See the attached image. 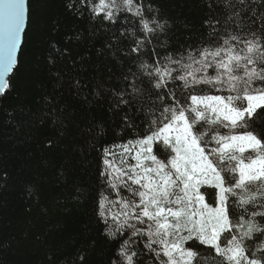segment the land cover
<instances>
[{"label":"snow or ice","instance_id":"obj_1","mask_svg":"<svg viewBox=\"0 0 264 264\" xmlns=\"http://www.w3.org/2000/svg\"><path fill=\"white\" fill-rule=\"evenodd\" d=\"M217 3L223 24L210 15L207 39L181 51L161 41L169 22L151 0L68 5L127 25L120 35L133 41L118 49L133 67L107 89L117 135H131L100 150L95 214L116 245L109 264H264V0ZM28 18V0H0V96Z\"/></svg>","mask_w":264,"mask_h":264},{"label":"trees","instance_id":"obj_2","mask_svg":"<svg viewBox=\"0 0 264 264\" xmlns=\"http://www.w3.org/2000/svg\"><path fill=\"white\" fill-rule=\"evenodd\" d=\"M151 2L169 22L167 51L206 40L210 15L223 24L217 0ZM70 3L28 0L18 67L0 96V264H80L81 251L84 264H109L116 247L95 214L98 173L100 150L131 135H117L122 113L111 110L107 89L118 90L133 67L118 50L133 41L120 35L127 25L93 21Z\"/></svg>","mask_w":264,"mask_h":264},{"label":"rangeland","instance_id":"obj_3","mask_svg":"<svg viewBox=\"0 0 264 264\" xmlns=\"http://www.w3.org/2000/svg\"><path fill=\"white\" fill-rule=\"evenodd\" d=\"M117 159H119V157H117ZM124 195H128V193L127 192H125V193H123ZM112 199H115V196L113 195L112 197H111Z\"/></svg>","mask_w":264,"mask_h":264},{"label":"water","instance_id":"obj_4","mask_svg":"<svg viewBox=\"0 0 264 264\" xmlns=\"http://www.w3.org/2000/svg\"><path fill=\"white\" fill-rule=\"evenodd\" d=\"M22 44H23V40H22ZM20 50H21V48H20ZM20 50L18 51V57H19V54H20Z\"/></svg>","mask_w":264,"mask_h":264}]
</instances>
